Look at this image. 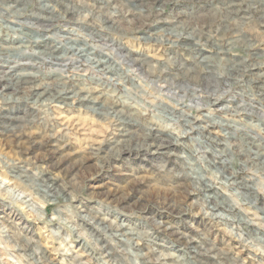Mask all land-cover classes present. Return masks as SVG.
Masks as SVG:
<instances>
[{
	"label": "clouds",
	"instance_id": "9594fccd",
	"mask_svg": "<svg viewBox=\"0 0 264 264\" xmlns=\"http://www.w3.org/2000/svg\"><path fill=\"white\" fill-rule=\"evenodd\" d=\"M0 264H264V0H0Z\"/></svg>",
	"mask_w": 264,
	"mask_h": 264
}]
</instances>
